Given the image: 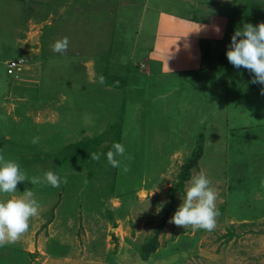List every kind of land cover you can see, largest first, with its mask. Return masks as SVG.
Masks as SVG:
<instances>
[{
  "label": "rangeland",
  "instance_id": "1",
  "mask_svg": "<svg viewBox=\"0 0 264 264\" xmlns=\"http://www.w3.org/2000/svg\"><path fill=\"white\" fill-rule=\"evenodd\" d=\"M160 11L222 18L224 36L191 45L192 56L170 50L175 69L161 73L150 59ZM261 22L264 0H0V151L28 178L51 170L65 181L0 194L31 190L40 204L28 231L3 246L7 259L264 264V86L225 54L235 28ZM62 37L63 54L52 49ZM114 142L126 150L118 168L106 158ZM201 172L217 193L212 231L171 222Z\"/></svg>",
  "mask_w": 264,
  "mask_h": 264
},
{
  "label": "clouds",
  "instance_id": "2",
  "mask_svg": "<svg viewBox=\"0 0 264 264\" xmlns=\"http://www.w3.org/2000/svg\"><path fill=\"white\" fill-rule=\"evenodd\" d=\"M68 47L67 37H62L52 45L53 51L62 54ZM225 54L235 68H244L254 74L252 83L264 86V22L255 25L244 23L241 27L235 28ZM100 81L103 82V77ZM261 92L264 93V87L261 88ZM37 139L33 138L32 142L36 143ZM125 153V146L114 142L106 153L108 163L114 168L120 167L119 158L124 157ZM92 158L99 160L101 153H92ZM25 180L33 185L46 184L53 188L65 182L51 170L45 172L42 177L28 178L18 162L6 158L0 151V194L18 192L17 184ZM210 183L207 175L202 172L191 177L183 200L171 217L172 223L182 227L191 225L207 231H212L216 227V217L220 213L216 205L217 193ZM39 207V201L31 190L24 191V195L17 198L0 199V247L15 243L28 231L29 220L38 214Z\"/></svg>",
  "mask_w": 264,
  "mask_h": 264
},
{
  "label": "crops",
  "instance_id": "3",
  "mask_svg": "<svg viewBox=\"0 0 264 264\" xmlns=\"http://www.w3.org/2000/svg\"><path fill=\"white\" fill-rule=\"evenodd\" d=\"M191 19L189 17H178L177 13L174 14L172 12L170 13L169 11L159 12L153 46L154 52H157L158 54L156 53L155 56L152 55L150 57V59H153L154 62L157 63L158 66H155V69H157L159 72L163 73L166 70L171 71L175 69L174 63L177 60H175V57H173V51L171 52L170 50L188 48L190 51V46L193 45L194 47V45H196L195 47H197V44L200 40H210L214 37L221 38L224 36V29L222 28L224 20L222 18L212 17L208 23H205L204 20L193 21ZM215 26H217L219 29L215 30ZM160 27H162V29ZM176 28L181 31L173 32V30ZM159 44L162 47L161 49L158 48ZM3 248L4 247H0V257L4 256L5 258H0V264L23 263L22 261L14 259L13 256H10V254L9 258L7 259L8 256H6V253L8 252H3ZM11 251L13 252V250ZM11 255H13V253Z\"/></svg>",
  "mask_w": 264,
  "mask_h": 264
},
{
  "label": "trees",
  "instance_id": "4",
  "mask_svg": "<svg viewBox=\"0 0 264 264\" xmlns=\"http://www.w3.org/2000/svg\"><path fill=\"white\" fill-rule=\"evenodd\" d=\"M213 46H211L212 48ZM120 129V128H119ZM200 154H201V150H194L192 152V154L187 158L181 172H180V177H179V181L176 185V188H173L171 191H170V195H172L173 192H175V190H177L179 187L182 186L183 184V181L187 180L190 176V170L191 168L196 164L198 158L200 157ZM149 247L145 250L146 252H144L142 254V257L144 259H146L149 255L150 252L154 251V247L155 245H148Z\"/></svg>",
  "mask_w": 264,
  "mask_h": 264
},
{
  "label": "built area",
  "instance_id": "5",
  "mask_svg": "<svg viewBox=\"0 0 264 264\" xmlns=\"http://www.w3.org/2000/svg\"><path fill=\"white\" fill-rule=\"evenodd\" d=\"M17 65V61H12L8 64V68H7V72L8 73H12L14 68L16 67Z\"/></svg>",
  "mask_w": 264,
  "mask_h": 264
}]
</instances>
